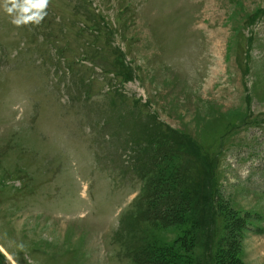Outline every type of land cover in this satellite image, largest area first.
Instances as JSON below:
<instances>
[{
    "label": "rangeland",
    "instance_id": "obj_1",
    "mask_svg": "<svg viewBox=\"0 0 264 264\" xmlns=\"http://www.w3.org/2000/svg\"><path fill=\"white\" fill-rule=\"evenodd\" d=\"M5 2L0 264H264V0Z\"/></svg>",
    "mask_w": 264,
    "mask_h": 264
},
{
    "label": "clouds",
    "instance_id": "obj_2",
    "mask_svg": "<svg viewBox=\"0 0 264 264\" xmlns=\"http://www.w3.org/2000/svg\"><path fill=\"white\" fill-rule=\"evenodd\" d=\"M47 4V0H10L5 2L4 10L12 14L15 12V16L12 19V23L19 26L21 24H27L28 22L39 23V20L43 16L41 11ZM35 9L36 11H32Z\"/></svg>",
    "mask_w": 264,
    "mask_h": 264
},
{
    "label": "trees",
    "instance_id": "obj_3",
    "mask_svg": "<svg viewBox=\"0 0 264 264\" xmlns=\"http://www.w3.org/2000/svg\"><path fill=\"white\" fill-rule=\"evenodd\" d=\"M143 137L145 138L144 144H146L145 148L142 149L143 150L142 153H144L143 158L145 159V162L149 163V165H150L151 161L153 159L152 154H155V152L159 151L158 149L154 148V146L157 145L158 148L160 149L162 147V141H160L159 138H156L157 136H155L152 133L151 134H146ZM132 142L133 143H137L136 141H132ZM140 145H141V147L144 146L142 144H140ZM197 184L199 186H197ZM192 185H194V186L192 187ZM192 185H191V189L188 186H185L183 188L181 186L178 187V189H181L182 195H184V196H182V198H180V196H179V198L176 197V202H178L176 204V208H177L176 210L178 212H180L182 210V207H186L187 202H189V198L187 196V194L189 192H191L193 195H196L198 193L197 192L198 190L201 191L200 187L202 186V183H199L198 180L193 181ZM144 186L146 188L147 187L149 188V186H150L149 182L146 183ZM205 264H209V263H205Z\"/></svg>",
    "mask_w": 264,
    "mask_h": 264
}]
</instances>
